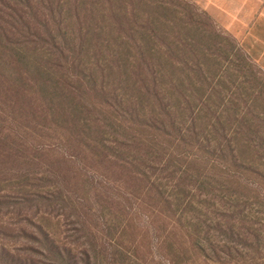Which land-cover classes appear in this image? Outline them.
I'll list each match as a JSON object with an SVG mask.
<instances>
[{
    "label": "rangeland",
    "instance_id": "rangeland-1",
    "mask_svg": "<svg viewBox=\"0 0 264 264\" xmlns=\"http://www.w3.org/2000/svg\"><path fill=\"white\" fill-rule=\"evenodd\" d=\"M52 1L89 32L63 69L79 91L0 84V264H264V69L242 4Z\"/></svg>",
    "mask_w": 264,
    "mask_h": 264
},
{
    "label": "trees",
    "instance_id": "trees-1",
    "mask_svg": "<svg viewBox=\"0 0 264 264\" xmlns=\"http://www.w3.org/2000/svg\"><path fill=\"white\" fill-rule=\"evenodd\" d=\"M75 4L77 9L78 3L75 2ZM20 5L21 8L7 7L8 11L0 8V84L4 85L5 82H8L10 87L15 88L17 85L15 82L18 79V83H21L20 81L25 82L37 76L39 79L51 83L48 87L52 90L43 88V91L58 93L62 100L71 96L76 98L79 88L71 87L69 83H65L68 76L63 69L74 71L79 68L89 32L86 33L80 26L76 36H73L74 34L63 29L61 19L56 17L58 7L54 6L52 0H24ZM58 14L60 13L58 12ZM29 44L48 47L49 52L37 53L33 51V53L48 63L51 61L50 64L53 66L51 69L39 64L38 59H33L32 56L28 57L26 53H29V49L26 50V46L16 48L17 45ZM71 75L72 73L69 76L71 77ZM73 75L76 74L73 73ZM74 79L82 84L85 78L77 76ZM95 90L90 81L85 84V91ZM39 91L43 93L41 90ZM47 116L51 118L50 115L47 114Z\"/></svg>",
    "mask_w": 264,
    "mask_h": 264
},
{
    "label": "crops",
    "instance_id": "crops-1",
    "mask_svg": "<svg viewBox=\"0 0 264 264\" xmlns=\"http://www.w3.org/2000/svg\"><path fill=\"white\" fill-rule=\"evenodd\" d=\"M234 9L242 11L245 42L249 50L256 55L259 66L264 69V0H228Z\"/></svg>",
    "mask_w": 264,
    "mask_h": 264
}]
</instances>
